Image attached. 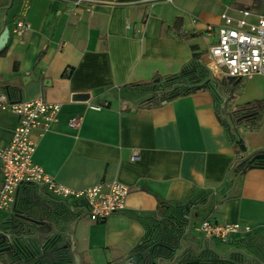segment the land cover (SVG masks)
<instances>
[{
  "label": "crops",
  "instance_id": "crops-1",
  "mask_svg": "<svg viewBox=\"0 0 264 264\" xmlns=\"http://www.w3.org/2000/svg\"><path fill=\"white\" fill-rule=\"evenodd\" d=\"M225 7L232 14L248 8L264 15V0H0V32L8 27L0 92L11 102L60 105L57 121L34 134L33 161L72 189L112 180L130 188L125 208L98 221L45 199L41 183L17 188L18 195L38 189L32 201L40 196L63 212L59 231L75 264H120L115 261L142 244L153 224L162 221L163 232H172L173 209L190 197L200 205L195 244L234 262L248 254L257 257L253 264H264L248 242L264 229V167L234 169L245 155L264 152V74L226 83L217 98L201 88L159 104H144L148 93L136 87L178 72L191 59L192 44L206 64ZM20 19L28 29L18 36L12 28ZM74 116L81 121L72 127ZM16 124L17 116L0 108V146ZM160 202L167 206L164 217L156 213ZM11 208H0V223ZM204 218L239 222L251 231L205 239L199 229ZM0 264L11 263L0 255Z\"/></svg>",
  "mask_w": 264,
  "mask_h": 264
},
{
  "label": "built area",
  "instance_id": "built-area-1",
  "mask_svg": "<svg viewBox=\"0 0 264 264\" xmlns=\"http://www.w3.org/2000/svg\"><path fill=\"white\" fill-rule=\"evenodd\" d=\"M80 1L74 0L76 4ZM219 17L221 22L217 28V40L210 45L205 62L211 74L217 78L233 76L237 79L264 74V15L252 13L248 8L232 14L230 8L225 7ZM27 29L28 23L20 19L15 22L12 32L21 36ZM0 108L8 109L17 116L10 141L0 146V208H11L17 188L34 183L45 186V199L61 202L68 213L82 214L93 221L104 220L125 208L130 189L126 184L112 180L83 189H72L57 182L33 161L36 146L34 134L40 135L57 121L58 103L41 99L11 102L4 92H0ZM80 121V117L74 116L68 123L75 127ZM131 159H138L137 151L133 152ZM192 216L182 235L186 240H191ZM199 229L205 239L218 241L251 231L249 226H242L239 222H216L208 218L201 220Z\"/></svg>",
  "mask_w": 264,
  "mask_h": 264
},
{
  "label": "water",
  "instance_id": "water-1",
  "mask_svg": "<svg viewBox=\"0 0 264 264\" xmlns=\"http://www.w3.org/2000/svg\"><path fill=\"white\" fill-rule=\"evenodd\" d=\"M4 15L0 14V27ZM8 37V27L3 26L0 32V49ZM24 81V80H23ZM238 81L233 76H226L223 82L234 84ZM8 91V89H6ZM79 97L85 99L86 93ZM242 167L263 166L264 152L245 155ZM32 190L39 195L38 189H29L23 194L15 193L14 203L8 217L0 223V255L11 264H75L74 253L66 243V237L59 230L63 226L61 212L47 205L45 199L32 201ZM200 205L192 202L183 218L189 224L190 216ZM194 220V219H193ZM192 221V220H191ZM162 221L148 231L142 244L134 247L124 258L115 262L120 264H213L216 260H226L231 264H253L256 256L246 254L243 261L234 262L228 256L209 254L207 249L194 241L182 237L185 229L172 232L161 229ZM161 225V226H160ZM164 227V225H163ZM169 237H176L170 245ZM163 238H168L166 241ZM162 239V241L160 240ZM252 262V263H251ZM114 264V263H113ZM260 264H262L260 262Z\"/></svg>",
  "mask_w": 264,
  "mask_h": 264
},
{
  "label": "trees",
  "instance_id": "trees-1",
  "mask_svg": "<svg viewBox=\"0 0 264 264\" xmlns=\"http://www.w3.org/2000/svg\"><path fill=\"white\" fill-rule=\"evenodd\" d=\"M191 48H192L191 59L186 63H184L178 72L165 75L156 81H150L144 84H136L137 88L148 93V97L142 100L144 104H159L161 101L171 100L175 97L189 94L201 88L211 89L214 92V96L216 98L217 96L224 93V87L226 83L223 82L222 79L208 76L204 72V69H206L205 66L199 60L200 53L196 51V45L192 44ZM4 51L5 50L2 48L0 50V54H3ZM232 138L234 143L236 144L238 151L243 152L245 150V146L242 140L234 135L232 136ZM242 166H243L242 162L241 163L237 162L234 165V169L237 170ZM194 198L190 197L187 200L188 203H185L183 205H176L180 213L177 211L178 213L173 212L172 214L174 215V219L177 223V228H176L177 231L181 230V228L183 227V223H184L183 218H185L184 215L187 213L190 203L194 202ZM166 207L167 206L163 202H160L157 206L156 213L162 215V217L166 216L167 215L165 210ZM145 222L146 221H144V223ZM155 222H158V220ZM166 239L168 238H163L164 241H166ZM160 240L162 241V239ZM168 241L169 242L166 243L173 245L177 240L176 237H169ZM213 264H231V263L226 260H216L213 262Z\"/></svg>",
  "mask_w": 264,
  "mask_h": 264
},
{
  "label": "rangeland",
  "instance_id": "rangeland-1",
  "mask_svg": "<svg viewBox=\"0 0 264 264\" xmlns=\"http://www.w3.org/2000/svg\"><path fill=\"white\" fill-rule=\"evenodd\" d=\"M203 65L205 66L206 69H204V72L208 75L211 76L213 78H215V76L213 74H211L210 70L207 68L206 64L203 63ZM220 78H224L223 76H221ZM175 212H177L179 209L178 207H176L175 209H173ZM179 212V211H178ZM177 212V213H178ZM180 213V212H179ZM186 223L184 224V229L186 227ZM261 234L259 235L260 239H252V241L248 240V242L251 244L252 249H254V251H257L262 258H264V229L261 230ZM251 239V238H250ZM213 257H215L214 255H212ZM257 260V258H256ZM252 263V262H251ZM254 263V262H253Z\"/></svg>",
  "mask_w": 264,
  "mask_h": 264
},
{
  "label": "flooded vegetation",
  "instance_id": "flooded-vegetation-1",
  "mask_svg": "<svg viewBox=\"0 0 264 264\" xmlns=\"http://www.w3.org/2000/svg\"><path fill=\"white\" fill-rule=\"evenodd\" d=\"M58 211H59V210H58ZM60 212H61V211H60ZM61 215H62V217H63V212H62V214H61Z\"/></svg>",
  "mask_w": 264,
  "mask_h": 264
}]
</instances>
